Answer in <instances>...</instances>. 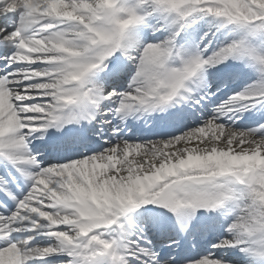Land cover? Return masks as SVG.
Segmentation results:
<instances>
[{
  "label": "snow or ice",
  "instance_id": "6c2138e0",
  "mask_svg": "<svg viewBox=\"0 0 264 264\" xmlns=\"http://www.w3.org/2000/svg\"><path fill=\"white\" fill-rule=\"evenodd\" d=\"M0 264H264V0H0Z\"/></svg>",
  "mask_w": 264,
  "mask_h": 264
}]
</instances>
